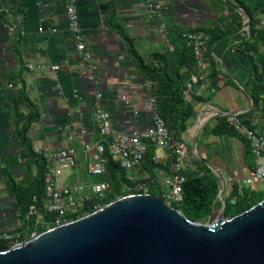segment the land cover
Returning a JSON list of instances; mask_svg holds the SVG:
<instances>
[{
    "label": "crops",
    "instance_id": "0c3cea01",
    "mask_svg": "<svg viewBox=\"0 0 264 264\" xmlns=\"http://www.w3.org/2000/svg\"><path fill=\"white\" fill-rule=\"evenodd\" d=\"M162 1L165 5L161 16L151 17L140 0H78L84 43L92 53L91 72L97 83L94 85L88 80L87 64L75 52L67 29L66 0H0V231L23 236L26 230L20 231L18 207L6 189L1 171H8L22 188L28 187L36 176L35 165L22 156L23 150L12 136L15 106L10 98L23 87L39 114L27 134L31 148L34 144L64 146L62 129L66 125L83 127L88 137H92V102L97 90L102 94L101 106L109 114L116 132L146 128L151 123L153 108L144 88L145 80L137 73L128 54V43L118 30L144 59L149 47L159 53L166 47L172 51L170 31L213 26L220 15L210 8L213 0ZM237 11L240 10L235 7L233 12L240 17L242 27L234 36L209 46L208 76L192 88L193 94L205 102L196 104L191 124L181 136L198 158V166L219 174L223 197L232 186L238 187L249 176L253 158L245 141L213 130L226 113H251L258 90L257 77L262 69L260 55L264 56L262 46L254 52L245 44L249 19ZM17 18L21 20L15 27ZM29 64L33 69H28ZM50 66L58 69L51 72ZM20 111L24 115L28 113L24 107ZM156 154L162 155L159 151ZM79 168L85 170L82 154L68 181L80 176ZM168 172L169 162H165L155 175L163 177ZM249 189L264 190V183L255 182Z\"/></svg>",
    "mask_w": 264,
    "mask_h": 264
},
{
    "label": "built area",
    "instance_id": "2783aa9c",
    "mask_svg": "<svg viewBox=\"0 0 264 264\" xmlns=\"http://www.w3.org/2000/svg\"><path fill=\"white\" fill-rule=\"evenodd\" d=\"M140 2L149 16H161L163 12L161 0H140ZM77 3L78 0H66L65 22L71 34L75 52L89 69L88 80L96 85L91 72L94 69L92 53L84 43ZM20 20L17 18L15 27ZM245 30H248V25ZM256 31L264 36V15L260 16ZM182 39L190 48L195 63V73L187 84L190 90L205 81L208 76L209 37L202 31L189 30L182 33ZM262 48L264 51V45ZM27 67L33 69L31 64ZM57 69V66H50L51 72ZM144 88L153 108L151 123L146 128L135 129L129 133L116 132L112 128L109 114L101 106L102 94L97 90L92 102L94 125L92 137H88V131L83 127L74 128L66 125L62 129L65 132L64 146L51 147L46 144L32 146L33 153L42 156L45 161L41 204L38 207L37 199L34 197V204L29 207L28 212L29 216L34 217V228L42 226L44 231H47L60 227L95 212L105 205L104 200L110 192L109 184L106 181L94 179L105 174L106 152L111 160L125 172V182L122 186L124 196L149 194L151 187H154L165 204L170 206V204L181 203L182 185L185 182L184 172L202 174L197 165L198 158L183 140L174 139L156 112V99L150 94L153 83L146 81ZM249 112L226 113L221 117L236 137L247 142L253 158L249 176L240 181L237 187L238 194L243 188H249L253 183L264 180V92L260 96L259 104L254 105L251 113ZM151 150L153 164L161 166L169 162V172L163 177H158L157 174L153 177L142 170L145 157ZM157 151L162 155L158 156ZM80 154L85 159L84 171L87 180L80 181L78 177L73 182L68 181L72 171L77 168ZM213 174L218 178L217 172ZM221 184L222 182H219V189ZM233 202L234 199L231 200V203ZM86 209L90 212L87 213ZM37 235L39 233L33 230L26 239H22L20 234L0 231V250L16 247L18 243L22 244Z\"/></svg>",
    "mask_w": 264,
    "mask_h": 264
},
{
    "label": "water",
    "instance_id": "95a60500",
    "mask_svg": "<svg viewBox=\"0 0 264 264\" xmlns=\"http://www.w3.org/2000/svg\"><path fill=\"white\" fill-rule=\"evenodd\" d=\"M222 187L205 224L157 196L128 195L0 250V264H264V199L225 218Z\"/></svg>",
    "mask_w": 264,
    "mask_h": 264
},
{
    "label": "trees",
    "instance_id": "16d2710c",
    "mask_svg": "<svg viewBox=\"0 0 264 264\" xmlns=\"http://www.w3.org/2000/svg\"><path fill=\"white\" fill-rule=\"evenodd\" d=\"M233 12L235 7L229 5V0H218ZM239 10L245 17L249 19L248 31L249 37L245 44L252 48V51L258 52L259 46L264 45V36L256 31L253 27V12L257 5H261L264 0H235ZM259 3V4H258ZM221 27H215L212 30L204 28L195 29V31H203L209 37V46L219 40L227 39L234 36L236 31L242 27L240 17L234 15L231 17V22L227 24V19L224 20ZM125 42L128 43V54L131 57L133 65L137 73L146 81L153 83V89L150 94L156 99V112L160 115L165 123L166 128L172 133L175 140H182L181 136L186 131L196 112V104L204 103L205 101L195 97L191 92H187V84L191 76L195 73V63L191 54L190 48L186 42L180 38L176 41L174 31L168 33V40L172 46V54L167 53L165 56L162 53L156 56L159 62L158 68H150L146 65L143 58L140 57L132 47L131 41L127 39L121 30H118ZM169 50V49H168ZM170 51V50H169ZM167 52V51H166ZM171 58L174 61L169 62ZM261 72L257 77L258 90L253 97L255 105L259 104L260 96L264 92V56L260 55ZM167 66V69H166ZM15 106L14 118L15 126L12 131V136L16 140L18 147L23 150V155L31 159L36 168V176L32 179L29 186L26 188L19 187L15 184L12 176L6 170L1 173L6 179V189L9 194L13 195L18 207L19 217L22 221L20 231H24L22 239L33 231L34 217L29 216V207L34 204L33 198L37 199V206L40 207L43 195V170L45 161L42 156L33 153L29 144L27 134L33 123L39 119V114L34 108L31 101L25 96L23 87L17 91L15 97L10 98ZM20 107H24L28 113L24 115L20 111ZM213 132L235 134L227 127L223 119H219ZM244 141V140H243ZM247 144V142H245ZM248 146V144H247ZM249 149V147H248ZM249 154L250 153V150ZM152 150L145 157L142 165V170L147 171L151 176L155 177V172L161 166L155 165L151 161ZM105 174L97 177L95 181H106L109 184L110 192L104 200V204L124 196L122 186L125 182V172L119 165L112 161L108 153H105ZM198 163V162H197ZM198 165V164H197ZM200 168V167H199ZM202 174L186 171L184 172L185 182L182 185V201L180 204H170L175 210H178L187 220L197 223L202 220H207L210 210L221 208V202L218 199L219 180L206 167H201ZM264 183V180L262 181ZM236 186L227 195H224L225 202V218H233L258 204L264 199V190L256 191L254 189L243 188L238 194ZM149 194L159 197L154 187H151ZM234 202L231 203V200ZM86 212L89 213L86 209ZM44 232V231H43ZM40 234V233H39Z\"/></svg>",
    "mask_w": 264,
    "mask_h": 264
},
{
    "label": "rangeland",
    "instance_id": "374dc122",
    "mask_svg": "<svg viewBox=\"0 0 264 264\" xmlns=\"http://www.w3.org/2000/svg\"><path fill=\"white\" fill-rule=\"evenodd\" d=\"M229 1L228 2L231 5H233V7H237L238 8V4H237V2L235 0H229ZM161 3H162V7H163V5H165V4H163V1L162 0H161ZM213 3L214 4L210 5V8L212 9L213 12H217V14H220V15L216 18V24H214L213 26H208V27L204 28L205 31L206 30L207 31L208 30H212L215 27H218L219 28L221 26L220 24H222L224 22V20L230 18V15H236L237 16V14H235L234 12H231L228 7H226L225 5H223L222 3H220L218 0H213ZM237 12L240 13V14H243L241 12V10L240 11H237ZM261 15H264V1L261 3V5H257L255 7V9H254V12H253V21H252V24H251L253 27H256V25L258 24V20H259V18H260ZM191 30H195V29H191ZM186 31H189V30H179V29H177L176 31H174L175 37H176L175 39H176L177 43H178V40L180 38H182V33L186 32ZM150 49H151L150 47L146 49L147 53H145V57H144L143 60L146 63V65L149 66L150 68H158V67H160L159 65H163V63L162 62H159V60L157 59L156 56H159L162 53H159V52H156V51H152ZM168 49L169 48L166 47V50H164V52H163L164 56L167 53L172 54V52L169 51L170 49L169 50ZM167 60L169 62L174 61L171 58H168ZM166 69H167V66H166ZM187 92H191L193 94V90L192 89H190V90L188 89ZM193 95L195 96V94H193ZM78 172L80 174L79 180L80 181H86L87 180V176H86L85 171L83 170V168H79V171ZM72 180L75 181L76 180V177L74 179H72ZM111 202H113V201H111ZM111 202H109V203H111ZM107 204H105V205H107ZM217 210H219V209H217ZM206 222H207V220H202V221L197 222V223L205 224ZM33 230H35L36 233H42L44 231V228L42 226H37Z\"/></svg>",
    "mask_w": 264,
    "mask_h": 264
}]
</instances>
